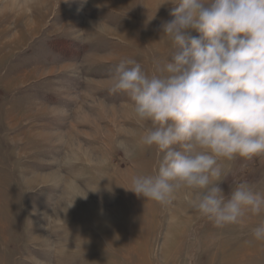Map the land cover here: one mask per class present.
Instances as JSON below:
<instances>
[{"label":"rangeland","instance_id":"obj_1","mask_svg":"<svg viewBox=\"0 0 264 264\" xmlns=\"http://www.w3.org/2000/svg\"><path fill=\"white\" fill-rule=\"evenodd\" d=\"M173 7L0 0V264H264L252 235L264 213L218 228L188 190L167 204L127 190L159 156L140 145L148 124L110 93L111 77L123 58L151 75L173 54L160 41ZM223 167L226 196L241 182L264 192V156Z\"/></svg>","mask_w":264,"mask_h":264},{"label":"clouds","instance_id":"obj_2","mask_svg":"<svg viewBox=\"0 0 264 264\" xmlns=\"http://www.w3.org/2000/svg\"><path fill=\"white\" fill-rule=\"evenodd\" d=\"M168 3L174 18L162 25L160 41L173 54L154 59L151 75L123 58L111 77L110 93L126 94L148 124L140 145L159 156L155 173L134 176L127 190L161 204L188 190L192 207L216 227L242 224L249 213H264V192L241 182L226 196L220 184L223 161L264 156V0ZM118 147L135 154L124 140ZM252 235L264 241V222Z\"/></svg>","mask_w":264,"mask_h":264},{"label":"bare ground","instance_id":"obj_3","mask_svg":"<svg viewBox=\"0 0 264 264\" xmlns=\"http://www.w3.org/2000/svg\"><path fill=\"white\" fill-rule=\"evenodd\" d=\"M84 234V233H83ZM78 235V234H77Z\"/></svg>","mask_w":264,"mask_h":264}]
</instances>
